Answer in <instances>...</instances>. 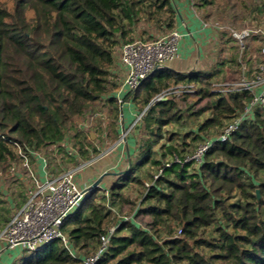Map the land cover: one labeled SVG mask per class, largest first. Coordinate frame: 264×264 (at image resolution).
<instances>
[{"label": "trees", "instance_id": "trees-1", "mask_svg": "<svg viewBox=\"0 0 264 264\" xmlns=\"http://www.w3.org/2000/svg\"><path fill=\"white\" fill-rule=\"evenodd\" d=\"M173 1L0 0V174L11 178L13 163L20 161L19 148L43 154L54 176L65 158L75 167L80 159L67 139L80 158L90 159L95 140L80 120L100 112L95 110L99 102L108 108L107 136L115 140L120 136L121 104L132 101L138 112L148 106L137 124L136 145L138 166H151L143 180L131 162L109 187L107 201L102 187L86 193L62 225L73 251L55 240L13 264H83L113 226L108 249L95 264H264V109L258 107L226 141L214 140L200 163L187 160L198 147L189 155L172 142L173 133L166 150L156 149L165 128L184 114L206 115L193 136L197 140L203 133L205 142L210 130H217L215 138L252 101L247 90L216 91L214 77L255 76V47L249 49L247 42L241 49L231 30L242 27L229 23L252 14L263 19L264 0H192L205 21L218 22L219 53L225 55L206 64L207 69L188 73L168 66L157 69L121 104L113 94L119 86L113 71L117 47L135 38L142 21L173 30ZM245 59L250 67L243 70ZM178 84L192 90L156 98ZM21 183L19 206L26 200ZM133 187L141 191L139 199L123 193ZM4 203L0 199L1 227L11 219Z\"/></svg>", "mask_w": 264, "mask_h": 264}, {"label": "built area", "instance_id": "built-area-1", "mask_svg": "<svg viewBox=\"0 0 264 264\" xmlns=\"http://www.w3.org/2000/svg\"><path fill=\"white\" fill-rule=\"evenodd\" d=\"M259 32L264 31L252 26L244 27L241 30H231L232 36L236 38L241 49L245 46L247 38ZM182 36L178 29H173L153 39L135 37L132 41L123 42L117 47L115 59L124 71L118 94L115 95L120 103L127 93L134 92L142 80L152 72L166 67L168 63L180 56ZM262 36L260 47L262 59L258 63V73L253 78L244 76L237 82L214 83L215 86L219 87L216 91L240 92L247 90L253 94L252 101L246 106L242 114L226 123L219 135L215 138L210 137L201 143L187 160L202 162L204 153L214 140L226 141L239 128L245 118L253 116L257 107L264 109V35ZM184 88L185 86L177 85L173 89L164 90L156 98L161 99L170 93L192 90L189 87L188 89ZM145 110L136 113L132 127L137 125ZM101 115H103L101 112L88 113L82 126L84 128L91 126L94 124V120H97ZM121 141L123 140L120 138L118 142ZM18 152L20 161L13 163L11 176L23 179L26 185V200L21 206L14 209L11 219L0 230V242L5 243L10 248L35 251L52 241L60 240L68 249L73 251V245L62 230V225L77 210L87 193L85 192L86 189L79 183L77 170L85 168L88 161L72 169H67L58 176L47 172L44 177H39L32 162L33 153L38 152L30 151L27 153L22 148H19ZM93 161L94 158L90 159L89 164ZM157 176L158 173L155 174V177ZM115 229L116 226H113L101 235L97 250L94 254L86 257L83 264H95L103 256L108 249Z\"/></svg>", "mask_w": 264, "mask_h": 264}, {"label": "rangeland", "instance_id": "rangeland-1", "mask_svg": "<svg viewBox=\"0 0 264 264\" xmlns=\"http://www.w3.org/2000/svg\"><path fill=\"white\" fill-rule=\"evenodd\" d=\"M262 1L263 0H255L256 3H261ZM251 16H254V15L252 14V15L248 16L247 18L246 17H239L236 20V23H229V24H231L233 26H236L237 28L238 27L239 28L242 27V29L244 27H247V26H252L255 29H261V30L264 31V18L262 19V17H261L263 15H258L257 14V17L255 16V19L251 18ZM218 20H219V17L218 18L217 17L214 18V21L215 22L218 21ZM229 22H232V21H229ZM216 23L218 24V22H216ZM229 24H227V25H229ZM136 30L137 31H135V33H136L135 37H139L141 39H153V38H156L157 36H162L165 33L171 31V30L169 31L168 29H165L164 27L162 28L161 26H159L158 24H156L154 22H147V21L140 22L138 24ZM263 33L264 32H259L258 33L259 37L257 39H252L253 37L251 36V37H249V38H247L245 40L246 43L248 42L250 44V48L249 49H253V47H255V49H253L254 50V54H257L256 65H254L253 70L254 69L257 70L259 60L262 59L261 56H260V53H258V49H259V47H261L262 38H263L262 35H264ZM228 34H229V31L226 33V35L229 36ZM228 45H230V44H228ZM213 52H214V50H212V48H211V50L209 49V55H212ZM234 52H235V50L229 51L230 56H232L234 54ZM255 52H257V53H255ZM248 57H249V55H248ZM180 59L181 58H176L173 61H171L169 64L173 65L174 67H176V66H183V67L188 68L190 70L198 69V65L195 64V59H193V58H186V57H184L181 60ZM246 60L247 59L244 60V63L242 65V68L244 67L245 70L250 67L248 65V63H247ZM214 61H215V59H214ZM212 64H210V65H212ZM218 67L221 68V69H224L225 68V65H219ZM234 68H236V67L234 66ZM244 68H243V70H244ZM257 73H258V70L254 73V75H256ZM222 74L223 73H218L214 77L215 82H225L226 80H227L226 82H237V81L241 80L244 77V75H243L242 77H238L237 80L236 79L235 80H232V79L226 78L224 76V74L223 75ZM232 76H234V75H232ZM178 85H181V84H178ZM176 86H174V87H176ZM188 87H190V86H186V88H184V89H188ZM170 89H173V87L172 88H169V89H166V90H170ZM214 89L217 90V89H219V87H217V86L214 85ZM219 92H221V91H219ZM222 93L224 94L226 92H223L222 91ZM170 94H173V93H170ZM175 94L180 95L179 92H177ZM179 97L180 96H177V98H179ZM119 104H121V103H119ZM99 109L102 110L100 112L103 114L102 115L103 118L100 119V120H102L103 122H101L99 119H97V120H94V124H92L91 126L86 127V128H83L82 127V129H84V131H86L87 134H89L90 131H93V132H95V134L98 135V137L97 136L96 137L95 136L93 137V139L95 140L93 144H94V147L96 148V150H94V148H93L92 157L90 159L95 158V157H101V156L103 157V156H106V155H110L111 153H113V151H115V152L118 151L117 146H116L118 142H116V141L118 139H120V138H121V140H124L125 138L127 139L130 136V134L136 135L137 137L139 136V134H138L139 133V128H138L139 126L136 125V126H133L132 127V124H133L134 119H135V117H134V119L132 121L128 122L126 124V126L121 125L122 132L120 133V136H119L118 139H116V140L115 139H111V137L109 136V134L107 136L108 127H109L108 126V123L111 121L110 120V115L108 113V108L106 106H103V104H101V102H99L98 105L96 106V109L95 110H99ZM122 109H123L124 112L127 111L128 104L126 102H125V104H123V108ZM145 109H146L145 110V112H146L148 110V106H146ZM257 109H258V107L255 110H257ZM141 112H138L137 111V113H141ZM144 114L145 113H143V115ZM205 116L206 115H203L201 117L195 118V117H192V116H190L188 114H184V117L180 121L175 122L173 124H170V125H168L165 128V130H164V136L160 140L159 144L156 146V149L158 151H161V152L163 150H166L167 149L166 145H168L169 137L173 133L174 140L172 142L177 141L176 143H178V145H180L181 147H184L187 150L186 152L189 153V155L192 154L193 153V150H194V147H198V145L201 142H203L204 139H205V137L207 136V135L201 133L199 135V137L197 138V140H194V138H193L194 134L196 132H198L199 124H200V122L204 121ZM85 117L80 120L81 121L80 122L81 124L86 121L85 120L86 119ZM140 120H139V122H140ZM186 133H187V135H186L185 139H183V136ZM216 134H218V132H217L216 129H212L209 132V135L211 137L214 136V135H216ZM138 140H139V137H138ZM67 141H68V147L71 150V152H73L74 154H76V156L80 159L78 165L79 164L86 163L88 161L87 162V165L85 166V168H81V169H78L77 170V175H78L79 183H80V185L82 187H85L86 186L85 185V183H86V177L87 178L91 177V173H90V171H88L89 167L92 166L91 164H89V160L90 159H82V158H80L79 152L77 151V149L75 147H73L71 141H69L68 139H67ZM162 145H164L165 148H163ZM107 150H109V151H107ZM130 158H131L130 160L132 162L133 167H139V169L137 170V174L140 176V178H142L143 180L144 179H148V176H149V174H148L149 172L148 171L150 170L151 166L148 163H146V164L144 163V165L142 167H141V165L138 166L139 163H140L139 162L140 160L138 159L139 157L133 156V154H131V157ZM168 158H170V156H168L167 159ZM117 161H119V163L117 165V168L114 169V170H117L118 171V174H121V172L124 171L125 168H126V166H127V164H126L127 161H126V159L124 157H122V158H119L118 157L117 158ZM61 165H62V167H61ZM78 165H76L75 167H77ZM72 166L73 165L69 161H67L66 158H65V160L62 161V163H60V166L57 167V169H56L57 172H55V174L58 175V174H61L66 169H72V168H74ZM107 175L108 174L105 173L104 176H103V178H102V180H101V182L98 183L99 188L102 187L101 188L102 189V193L104 195H106V199L104 201H107L109 199V195H110V192L108 190L109 187H111V185L114 182H116L117 180H119V178L115 177V175H113V176H107ZM104 177H105V179H104ZM10 179H11V182L13 183V185H16L15 188L21 190V188L19 186V184L21 182L15 180L13 176H11ZM109 179L110 180L111 179L113 180L112 183H110ZM88 183H90V182L88 181L87 184ZM21 185H22V183H21ZM136 188L135 187H133V188H125V189H123V193L125 195H129L130 197H132V199H139L141 197V191L139 190V188H137V189ZM25 189L26 188L24 187V185H22V194H24V197H26L25 196V193H26V190ZM237 197H238V194H237ZM237 197H235L234 199H237ZM4 202H5L4 203V209H5L4 211H5V213H7V214L9 213L10 216H12L14 210L13 211L11 210V207H9V204H8L7 201H4ZM120 207L121 206L119 204H115L114 205V210L120 212ZM115 213L116 212H114V214ZM4 226L3 227L0 226V229L2 230L4 228ZM70 226H71V224L69 222L68 223V228H70ZM208 230L209 231L213 230V227L208 228ZM17 250L20 253L19 257L16 260L17 263L20 261V259H21L22 256L30 254V251H28L26 249L24 250V249L17 248Z\"/></svg>", "mask_w": 264, "mask_h": 264}, {"label": "crops", "instance_id": "crops-1", "mask_svg": "<svg viewBox=\"0 0 264 264\" xmlns=\"http://www.w3.org/2000/svg\"><path fill=\"white\" fill-rule=\"evenodd\" d=\"M173 6L176 14L174 29H178L183 35L181 38V53L178 58H193L195 59V64L198 65V69H207V63L209 64L210 61L213 63L214 59L216 61L218 56L221 57L225 55L224 52L219 53L222 38L219 25H217L213 21H205L202 18L201 13L198 12L193 6L192 0H175L173 1ZM211 48L212 50H214V52L212 53V55H209V49L211 50ZM167 66L175 69L178 72L188 73L191 71L190 69L185 68L183 66L174 67L169 63ZM113 71L116 74V79L120 86L124 71L117 59H115ZM119 86L113 92L114 95L118 94L120 88ZM126 103L128 104V109L126 112H124L122 109L123 105L120 106V119L118 128L119 133L122 132L121 125L126 126L128 122L134 119L138 111L137 105L134 102L128 101ZM90 133L92 135L91 131ZM94 136L96 137L95 132ZM137 139L138 137L133 134H130L127 139L121 141L120 143L118 142V139L116 141L118 142V151H113V153H111L110 155H106L103 157H95L94 161L91 163L92 166L88 169V171H90L91 173V177H86V186L83 188H90L94 181L106 172L108 173L107 176H113L115 173V177H117L119 175L118 171L114 169L117 168V165L119 163V161H117L118 157H124L126 159L127 166L125 170L128 169L131 163V154L136 157L138 156L136 145ZM32 162L34 165V169L39 177H44L46 173L49 172L48 163L43 154L33 153ZM19 179L24 184L23 179L21 177H19ZM88 181L90 183L87 184ZM109 181L110 183H112L113 180L109 179ZM15 186L16 185H13V183L11 182L10 177H8L7 175L0 174V199L2 201H7L12 211L19 207L18 203L20 202L19 189L15 188ZM24 187L26 188L25 184ZM19 255L20 253L17 248H10L5 243L0 242V264H13L17 260Z\"/></svg>", "mask_w": 264, "mask_h": 264}, {"label": "water", "instance_id": "water-1", "mask_svg": "<svg viewBox=\"0 0 264 264\" xmlns=\"http://www.w3.org/2000/svg\"><path fill=\"white\" fill-rule=\"evenodd\" d=\"M92 132V135L94 136V132L93 131H91ZM105 174V173H104ZM104 174L102 175V176H100L93 184H92V186L90 187V188H87L86 190H85V192H88L91 188H93V187H95V186H98V183L99 182H101V180H102V178H103V176H104ZM106 174H108L107 172H106ZM257 194L259 195V190H257Z\"/></svg>", "mask_w": 264, "mask_h": 264}]
</instances>
